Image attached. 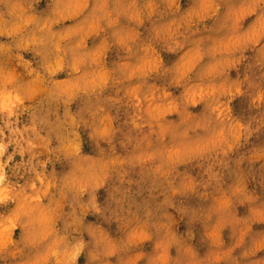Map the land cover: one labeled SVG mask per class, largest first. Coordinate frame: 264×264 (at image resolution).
<instances>
[{"label":"clouds","instance_id":"clouds-1","mask_svg":"<svg viewBox=\"0 0 264 264\" xmlns=\"http://www.w3.org/2000/svg\"><path fill=\"white\" fill-rule=\"evenodd\" d=\"M0 264H264V0H0Z\"/></svg>","mask_w":264,"mask_h":264}]
</instances>
